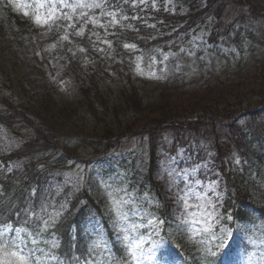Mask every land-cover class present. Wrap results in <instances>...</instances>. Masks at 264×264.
Instances as JSON below:
<instances>
[{
	"label": "rangeland",
	"instance_id": "rangeland-1",
	"mask_svg": "<svg viewBox=\"0 0 264 264\" xmlns=\"http://www.w3.org/2000/svg\"><path fill=\"white\" fill-rule=\"evenodd\" d=\"M205 1L204 20L199 29L190 35L188 45L182 46L177 51L160 50L155 63L152 59L148 62L147 58H143L139 62L140 71L137 68H132L130 71L124 70V72L119 70L122 72L120 74L122 85L125 83L130 85L128 75H123L125 72H130L137 77V80L147 82L141 83V86L136 85L139 95L146 97L144 98L145 104L150 99L151 103L160 102L157 106L163 110L174 106V113L181 115L178 119L183 121L181 123L163 122L164 124L161 123L162 130L149 128L148 131H144L145 128L159 124L158 122L162 120L158 113L152 112L153 110H142L134 114V111L129 109L118 119L125 124H130L134 117H139L134 129L140 128V132L133 134L134 136L130 138L121 139L123 154L119 152V156L134 164L135 170L133 171L136 174L138 185L143 182L142 176L150 175L144 178L150 187L139 195L131 193L132 197L151 204L157 202L155 197L157 196L161 197L162 203L170 205L168 218L162 230L158 234H153L145 245L153 253L145 264H182L177 255V249L180 248L185 252L194 245L200 248H211L212 251L221 253L225 264H260L257 258L264 254L260 248L250 242L244 232L239 230L238 226L242 223L236 222L230 225L229 222L223 220L222 206L227 187L223 174L220 172L221 166L224 165L223 162L230 170L236 173L243 172L239 166L242 165L241 163L244 164L245 155L240 153L238 131L244 126V122L240 120V123L235 124L237 120L230 111L239 106L247 108L258 104L260 107L264 104V12L262 11L264 0ZM19 2L34 6L36 0H19ZM153 2H155V7L162 5L173 11L178 7V0H145L143 4L153 5ZM137 3H140L139 0H136ZM221 3H226V6L222 7ZM24 11H28L29 16H24ZM96 11L92 14L99 15ZM187 11L188 8L185 5L180 8L181 14ZM252 12L256 15L255 17ZM13 13L30 21L41 32V35L22 33L15 24ZM103 19L108 18H102V22ZM234 19L237 22H234ZM61 21L63 20L53 24L51 29L47 25H36L33 22L32 9H18L8 5L7 0H0V28H3L0 33V71L2 70L8 76L11 75L10 86L13 91L18 90L22 85L26 88L28 92L26 107L28 112L30 110L29 115L32 120L47 126L56 125L58 127H63L61 124V117L64 116L62 109L52 106L51 110L56 116L54 120L52 115L42 110L40 103L44 98L42 90L51 85V74L54 75L55 71L58 73L59 70H63V65H59L54 57L49 58L47 55L44 57L39 52L42 48L54 49L48 46L45 39L52 34L53 27ZM61 26L64 28L66 25ZM210 29H215V37L209 42L207 37ZM116 30V26L105 24V27L92 25L90 32L95 35L94 40L102 44V38L108 36V42H110L111 35ZM171 36L174 40L182 37L180 33ZM42 40L45 44L43 47H41ZM116 41L120 44L124 42L115 39L111 44H103L115 45ZM161 53L168 54V59L163 60ZM111 54L112 52H108V55ZM121 55L116 60L128 61L127 56ZM150 72H155L156 77L163 76L164 78L151 77ZM99 85L102 91L109 88L107 82L103 80L99 81ZM102 85H105L104 88ZM54 86L60 95L66 98L73 96L74 92L70 84L60 80L54 83ZM20 99L23 100L24 96L20 95ZM59 101L62 102L60 99ZM218 110H225L226 114L221 112L215 115ZM227 116L233 118L226 121L224 118ZM207 119H215L217 124ZM197 121H200L197 128H193L194 124L188 123ZM246 127L249 128L248 131L254 138V141L248 144L251 153H257L253 157L254 163H259L250 167L245 173L249 180L245 179L236 184L242 188V191H247L249 200L261 203L260 201H264V195L255 192L259 189L254 181L261 180L260 176L264 174V126L261 125L256 130V125L252 122L251 126ZM25 128V126H19V133L23 134ZM72 129L77 130V127ZM82 132L86 137L94 135L91 124H87ZM77 133L78 131H71L70 135H64L62 143L65 144L71 138L73 139ZM10 143V135L0 127V150L8 147ZM154 148L155 150H152ZM82 150L86 151L83 152L84 154H88L86 148L82 147ZM236 156L240 158V164L234 163ZM150 160L153 164L152 172H150ZM145 162L149 164L146 171L143 170ZM184 173L188 175H183ZM81 175L83 180L80 182L87 183L89 188L96 190L98 197H102L103 200L106 199L107 191L101 179L108 181L112 187L113 181H116V187H127L120 184L124 177L122 169L104 173V164L101 165L98 161L83 170ZM196 181L200 182L199 185ZM129 182V180L126 181L127 184ZM213 182H215V192L209 191ZM75 184L76 181L73 179L69 185L73 187ZM186 186H191L200 195L207 192L205 203L207 204L210 200L211 205H215V212L219 214L220 222L219 224L213 223L212 231L218 233L221 226L231 229V234L225 241L223 249L217 251L212 247L211 232L203 231V228L207 226L205 223L182 222L184 220L181 215L183 204L178 202L177 194L186 189ZM134 189L138 191L139 188ZM68 196L67 194L65 198ZM190 203H196V201L193 199ZM211 205L207 206L208 212L213 211ZM189 211L194 210L189 209ZM142 212L145 218L143 220L137 218L142 225L146 226L147 220L153 217L160 218L147 207L142 208ZM195 218L202 221L206 219V217H201L199 211H196ZM112 219L114 221V216ZM88 224L92 227V231L101 226L98 219H90ZM253 227L249 226V229ZM194 228L201 231L199 235L192 237L191 229ZM149 231H151L149 227H141V232L147 234ZM260 247L264 248V245Z\"/></svg>",
	"mask_w": 264,
	"mask_h": 264
},
{
	"label": "snow or ice",
	"instance_id": "snow-or-ice-1",
	"mask_svg": "<svg viewBox=\"0 0 264 264\" xmlns=\"http://www.w3.org/2000/svg\"><path fill=\"white\" fill-rule=\"evenodd\" d=\"M139 2L143 4L145 0H139ZM7 4L18 9H32L33 22L39 26L47 25L49 29L59 20L67 21V28H75L77 23L83 21L82 26L75 33L78 36L83 35L85 26L88 24L99 27H105V24L116 26L122 20L129 19L127 15L123 14L119 5L110 3V0H36L34 6L21 3L19 0H7ZM136 6V0H132V7ZM155 6V2H153L152 7L155 8ZM95 10H99V15L92 14ZM29 14L28 11L23 12L24 16H29ZM102 18L108 19H103L102 22ZM131 19H139V17L133 16ZM150 26L154 27V25ZM128 27L131 28V25ZM105 31H107V28H105ZM62 39L67 40L68 36L65 35ZM103 42L110 43L108 41ZM124 47L126 49H136L135 44H124ZM161 55L163 60L168 59V54L161 53ZM142 58V56L137 57V60L140 61ZM151 59L155 63V56ZM137 70L140 71L139 63H137ZM149 75L154 78H164L163 76L156 77L155 72H150ZM234 163H241L238 156L235 157ZM14 167H18V165H14ZM76 167L79 169V165ZM8 171L11 172L12 168L9 167ZM82 171V169H79V172L75 174H66L65 183L71 184L75 179L76 184L73 186H78L79 182L83 180ZM183 175H188V173ZM101 183L104 184L109 197V211L114 216V227L119 240V254H114L113 249L109 248L108 242L104 240L101 234H97L95 238L90 239L85 246V251L82 253L75 250V244L71 246L69 252L60 253L61 240L53 229L57 228L65 205L61 204L60 208L57 209L55 205L49 204L48 201L51 198L49 195L42 199L38 210L29 201L27 206L16 211L15 223L10 216L5 217L3 213H0V264H145L153 255L152 250L146 248L145 245L153 234H158L162 230V226L166 221L153 217L147 220L146 226L142 225L137 220V218L139 220L145 218L142 205L137 203L132 194L126 188L112 187V184L103 179H101ZM113 183H116V181H113ZM199 183V181H196L197 185ZM209 191L215 192V182L210 186ZM58 193L59 187L57 188ZM35 195L36 190L33 189L32 196ZM207 195V192L200 195L191 186H186V189L177 194V199L178 202L183 204L181 215L184 220L182 222L205 223L207 226L203 228V231L211 232L212 241L210 243L218 251L225 247V241L229 239L231 229L221 226L218 233L212 231L213 223L219 224L220 216L215 212V205H211L210 200L207 201V204L205 203ZM217 198L219 199V197ZM193 199L196 203H190V200ZM208 205L213 208L212 212L206 210ZM49 207L52 208V211H49ZM189 209L194 211H189ZM196 211H199L201 217H206V219L203 221L196 219ZM233 219L231 213L223 216V220L226 222H231ZM27 225H32V227L29 228ZM141 227H149L151 231L145 234L141 232ZM238 227L240 231L248 236L250 242L264 253V248L260 247L264 245V223L258 227L254 226L252 229H249L248 224H241ZM200 231V229H191V236L199 235ZM205 251L209 256L214 257L217 254L211 248H206ZM257 259L260 264H264V254Z\"/></svg>",
	"mask_w": 264,
	"mask_h": 264
},
{
	"label": "trees",
	"instance_id": "trees-1",
	"mask_svg": "<svg viewBox=\"0 0 264 264\" xmlns=\"http://www.w3.org/2000/svg\"><path fill=\"white\" fill-rule=\"evenodd\" d=\"M187 5L190 7L189 14L185 16L187 20H189V27H193L196 25V23H193L194 20L199 16L197 11L199 8L194 6L193 0H184ZM199 1L201 4H199L200 7H202V0H195ZM116 0H111L110 3H114ZM223 4L222 7L226 6V3ZM205 9V8H203ZM204 11V10H202ZM262 11H264V8H262ZM154 15L158 18L163 17L164 20L162 23L159 24V26H163L166 30H171L177 27L180 22H182L181 16L178 14H174L173 16H169L168 14H163L162 12H154ZM169 16V18H166ZM192 23V24H191ZM152 28V27H150ZM155 28V26H154ZM126 35L132 36L136 33L132 30H127L125 32ZM213 36V34H212ZM82 40L84 41L85 46L87 47V52H93V44L91 43L90 39L88 37H83ZM130 40V39H129ZM140 46L143 50H152L155 46H161L162 40L160 38H152V39H146L141 41ZM83 48H85L84 45H82ZM123 52L127 54V50H123L122 47H119L116 49V53L118 55H121ZM106 60H103V63L101 64L100 61V68L102 70L101 73V81L105 78V71L104 68L108 63H106ZM108 69L110 68L107 66ZM118 69H127V66H124L123 68H120V66H116ZM71 73V77L74 79H81V82L79 83L80 87V95L81 99L78 101H75L74 103H71L70 105H62V110L66 112L64 115V118L62 120L63 127L60 128L59 135H62L63 133H67L68 130H64L68 128L70 125L78 126L80 129H78V133H82L84 127L89 124L88 114L90 113L93 115L95 119V126H98L97 128L102 129L101 134L99 135V140L97 143L99 146L102 142H104V145L106 148L113 145L115 142L119 141L123 136L136 134L140 132V128L134 129L136 124V121L139 120V117H134L130 124H125L118 119L122 117V115L126 114V111L129 109L134 111V114L141 112L142 110H153L152 112L158 113L160 115L159 124H154V126H149L148 128H145L144 131H148L149 128H153L155 130L161 129V126L163 122L165 123H181L180 119H178L179 115L174 113V106L171 109L163 110L162 108L158 107L157 105L160 103H151L149 102L150 99H148V102L144 103V98H146L144 95H139V89H137V86L131 85L130 87L128 85L124 86L125 88L122 89V94L113 96L115 94L114 91H104L101 90L98 78H94L96 75H92L91 72L86 77L82 75V68L78 67L76 65H70V69L68 70ZM96 72V71H95ZM10 75V74H9ZM11 83V75L8 76L4 72H0V123L3 124L5 127H7L10 132H13L17 137H20L17 130H13L11 127H13L14 122L16 121V117L18 116L16 113H23V111L20 109L19 106L16 105V102L13 103V101L6 97L4 92L2 91V85L3 86H9ZM5 84V85H4ZM103 86V85H102ZM111 87L110 85H108ZM2 87V88H1ZM8 88V87H7ZM164 93V92H163ZM21 95V94H20ZM27 95V94H25ZM163 95V94H162ZM113 97V99H111ZM52 97L48 95L45 96L41 100V103L46 108L45 110H50L52 106L54 107V104H51ZM243 108L235 107L230 112L235 116L239 112L242 111ZM82 111V113H81ZM221 112H224L226 114L225 110H218L215 112V115H219ZM52 118L56 120V116L51 112ZM176 115V116H175ZM222 115H220L221 117ZM233 116V117H234ZM219 117V118H220ZM231 116H227L224 118V120L227 121V118H230ZM213 124H217V121L214 119H210ZM254 122L256 125V130L258 129V125L256 124V119L254 118ZM189 124H194L193 128H197L200 124V121H197L196 123L188 122ZM32 127H29L30 134L29 136L23 135V137H26L30 142L29 144L34 145L30 146L31 151L28 153L30 156H32L36 150L38 149L37 144L41 143L43 146H53L58 148L60 145V140L56 138L55 135L50 133L51 131L43 127L41 125L34 123H29ZM164 124V123H163ZM56 126V125H54ZM58 127V126H56ZM59 128V127H58ZM98 129V130H99ZM249 128L242 127L239 129V142L240 147L242 150L248 155V158L253 162V157L257 153L252 154L249 145L250 142L254 141L253 136L249 133ZM93 137L96 138L98 132H94ZM253 134V133H252ZM64 136V135H63ZM41 141V142H40ZM92 140H88L85 142V145H90ZM29 145H26V148H28ZM63 149L66 153H68L70 150L71 152L75 153L78 152V149H73L69 146H63ZM258 152V151H257ZM14 154L10 150L4 151L0 153V166H3V168L0 170V185L2 187L1 193H0V213H3L4 215H10L14 214L17 208L19 206H22L23 201H32V195L29 194L30 188L33 185H40L43 178L47 174V170H49L50 167V161H45L46 169L38 168V161H35L36 163L31 164L26 169H20L17 168L12 174L7 173V170L5 169V166L7 164V160L11 159ZM236 180V179H234ZM76 202V201H75ZM74 202V203H75ZM15 206H18L15 208ZM76 220V217H72L71 214L67 215L64 220L63 224H71ZM67 227H64V230L66 231Z\"/></svg>",
	"mask_w": 264,
	"mask_h": 264
}]
</instances>
